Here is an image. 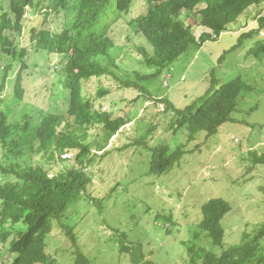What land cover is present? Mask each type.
<instances>
[{"label":"rangeland","instance_id":"374dc122","mask_svg":"<svg viewBox=\"0 0 264 264\" xmlns=\"http://www.w3.org/2000/svg\"><path fill=\"white\" fill-rule=\"evenodd\" d=\"M44 6H27L21 32L7 31L23 56L0 51V82L5 83L0 110L9 123L20 121L13 137L0 145V163L41 166L54 175L78 167V149L62 155L54 152L51 157L38 151L34 132L41 114L67 110V57L36 47L30 32L34 28L58 33L71 21V14L59 10L45 17ZM147 9L148 0H132L129 10L111 24L108 36L115 47L102 60L106 72L84 84L83 95L92 98L95 109L110 113L111 118L124 117L126 123L107 142L101 123L88 127L85 142L90 152L81 170L88 178L85 193L68 206L61 220L72 226L75 242L58 223L46 239L55 264H73L78 253L93 264H134V252L139 264H191L190 247L218 256L245 235L264 229V56L248 54L264 35L258 21L264 17V0L248 7L216 39L188 49L157 75L139 79L156 72L145 63L140 49L152 54L153 46L129 21ZM189 17L192 20L185 15L181 19L192 22L197 40L206 29ZM248 31L253 35L241 39ZM236 77L245 88L232 113L234 120L211 136L200 131L187 140L185 127L178 126L174 117L177 109L195 107L208 89ZM127 80L135 86L121 85ZM161 99L169 102L168 109ZM28 117L32 128L23 133ZM181 144L185 153L169 170L151 172L154 150L169 154ZM13 179L0 173L1 183ZM213 197L230 205L221 221V246L198 226L201 205ZM260 248L264 251V237ZM13 255L8 243H0V264H10Z\"/></svg>","mask_w":264,"mask_h":264},{"label":"trees","instance_id":"16d2710c","mask_svg":"<svg viewBox=\"0 0 264 264\" xmlns=\"http://www.w3.org/2000/svg\"><path fill=\"white\" fill-rule=\"evenodd\" d=\"M263 0H148L147 11L129 21L134 31L142 34L153 46V53L140 48L145 63L155 67L156 72L139 75L147 79L157 75L173 63L190 48H198L209 39H216L228 30V25L252 6ZM6 2V5L4 4ZM46 17L51 11L65 10L71 14V21L60 32L47 29H31L30 39L34 45L49 52H60L67 57L64 86L68 89V107L63 114H41L37 120L34 137L38 141V151L51 157L62 155L71 149H78L76 163L78 167L66 173L50 175L41 166H21L20 164L0 163V173L13 180L0 182V243H8L13 255L10 264H55L54 258L47 252L46 239L56 223L65 228V233L75 242L72 226L61 223L68 206L78 201L85 193L88 181L82 175L85 167L83 159L90 152L85 142L88 127L101 123L107 142L126 123L124 117L111 118L110 113L94 108L90 96L83 95L86 81L106 72L102 60L110 57L115 47L108 36L109 27L117 21L123 12L131 7L132 0H37ZM34 0H0V51L23 56V51L13 47L7 31L21 32L22 19L26 7L35 4ZM185 15L197 25L204 27L199 39L192 33V22L185 24L181 17ZM260 27H264V17H258ZM191 26V27H190ZM258 28L261 30L262 28ZM253 31L242 33L241 39L251 37ZM245 38V37H244ZM248 54L256 58L264 56V35L249 48ZM17 83L16 85H18ZM121 85L134 87L132 81ZM5 87L0 82V95ZM245 83L240 77L230 79L213 89H208L203 100L193 106L177 109L178 126L185 127L187 140H192L200 131L206 136L215 134L219 127L233 121L240 93ZM166 108L170 107L165 99ZM20 127V121L8 122L7 114L0 110V145L13 137ZM32 128L30 117L25 118L23 133ZM104 147V146H102ZM11 151H14L13 149ZM185 153L184 147H177L166 154L165 150H154L151 172L164 173ZM229 203L219 197L208 199L201 205L202 218L200 229L208 232L212 241L221 246L224 231L221 226L223 217L229 212ZM12 236V238H10ZM264 229L254 236L245 235L240 243L229 245L216 256L208 251L201 253L190 247L191 264H264V251L260 248V239ZM10 238V239H9ZM134 264H139V255L131 254ZM73 264H93L82 254H77Z\"/></svg>","mask_w":264,"mask_h":264}]
</instances>
